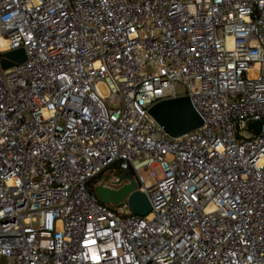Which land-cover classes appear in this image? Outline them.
I'll use <instances>...</instances> for the list:
<instances>
[{"label":"built area","instance_id":"obj_1","mask_svg":"<svg viewBox=\"0 0 264 264\" xmlns=\"http://www.w3.org/2000/svg\"><path fill=\"white\" fill-rule=\"evenodd\" d=\"M18 49L0 264H264V0H0V58ZM178 96L203 125L172 138L149 108ZM115 163L147 215L88 191Z\"/></svg>","mask_w":264,"mask_h":264},{"label":"water","instance_id":"obj_2","mask_svg":"<svg viewBox=\"0 0 264 264\" xmlns=\"http://www.w3.org/2000/svg\"><path fill=\"white\" fill-rule=\"evenodd\" d=\"M24 60L23 51L18 49L2 53L0 65L5 70ZM149 114L172 138L180 137L203 125L201 116L193 107L188 96L161 100L149 108ZM249 127L257 132L259 122L250 123ZM109 183L118 187H109L107 185ZM95 195L101 203L117 208H121L126 202L129 211L139 216H145L151 210L149 199L145 193L136 189L135 180L129 173L104 177L95 187Z\"/></svg>","mask_w":264,"mask_h":264},{"label":"rangeland","instance_id":"obj_3","mask_svg":"<svg viewBox=\"0 0 264 264\" xmlns=\"http://www.w3.org/2000/svg\"><path fill=\"white\" fill-rule=\"evenodd\" d=\"M181 87L179 86L178 87V90L179 91H181ZM108 169H109V171H111V173L112 172H114V171H116V170H118V163H115V164H113V165H111L110 167H108ZM140 174L143 176V178L145 179V180H152V178L149 176V174L148 173H146V172H140ZM87 186H88V189L91 191V193H94V191H95V187L97 186V183H96V181L94 180V179H92V180H90L89 182H88V184H87ZM93 191V192H92ZM120 213H122V214H124V213H126L127 212V210H125V209H120V210H118Z\"/></svg>","mask_w":264,"mask_h":264},{"label":"trees","instance_id":"obj_4","mask_svg":"<svg viewBox=\"0 0 264 264\" xmlns=\"http://www.w3.org/2000/svg\"><path fill=\"white\" fill-rule=\"evenodd\" d=\"M119 171V173H122V170H118ZM106 173H110V174H112L111 173V171H109V169L108 168H106L105 170H103L100 174H98L97 176H95L94 178H92V179H94L95 181H96V183L98 184V183H100L101 181H102V179L103 178H100L99 179V177L101 176V175H103V174H106ZM128 173H131V171L129 170L128 171ZM132 174V173H131ZM91 179V180H92ZM88 184V183H87ZM87 189H88V186H87ZM88 191L91 193V191L88 189ZM93 192V191H92ZM91 194H94L95 195V191H94V193H91Z\"/></svg>","mask_w":264,"mask_h":264},{"label":"flooded vegetation","instance_id":"obj_5","mask_svg":"<svg viewBox=\"0 0 264 264\" xmlns=\"http://www.w3.org/2000/svg\"><path fill=\"white\" fill-rule=\"evenodd\" d=\"M114 173L115 174H121V173H119V171L118 170H116V171H114ZM126 173H128V172H126ZM129 174H131V173H129ZM111 174L110 173H106V174H103V175H101L100 177H99V179L100 178H104V177H107V176H110ZM131 176H132V174H131ZM133 177V176H132ZM112 180V179H111ZM109 187H118V186H115V185H112V184H107Z\"/></svg>","mask_w":264,"mask_h":264}]
</instances>
